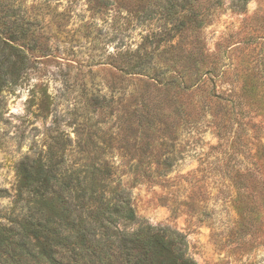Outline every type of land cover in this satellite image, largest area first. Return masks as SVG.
<instances>
[{"label": "trees", "instance_id": "1", "mask_svg": "<svg viewBox=\"0 0 264 264\" xmlns=\"http://www.w3.org/2000/svg\"><path fill=\"white\" fill-rule=\"evenodd\" d=\"M248 1L231 0V8L243 13ZM162 2L171 23L162 39L176 38L177 45L197 42L196 33L210 24L224 0ZM9 7L4 0L0 8V91L25 73V48L35 41L23 23L9 32L4 19ZM120 58L114 67L129 76L140 105L118 131L139 137L123 146L133 159L127 161L132 175L126 182L115 176L118 165L100 155L92 130L78 140L80 154L68 162L70 137L48 144L44 154L23 158L16 166L12 206L0 205V264H196L187 255L182 231L151 225L137 215L131 188L167 186L190 143L186 138L196 144L207 130L216 138L210 150L219 152L208 169L228 177L237 189L258 194L264 210V46H219L210 52L204 46H167ZM99 107L102 112L104 105ZM174 141L180 146L178 158L145 155L167 153ZM204 160L193 174L204 169ZM179 190L184 186L177 184ZM6 194L0 188V199ZM187 199L191 195L181 201L193 211L197 204ZM179 204L172 200L171 213ZM242 210L238 206L237 215L247 217ZM131 224L137 227L127 230Z\"/></svg>", "mask_w": 264, "mask_h": 264}, {"label": "rangeland", "instance_id": "2", "mask_svg": "<svg viewBox=\"0 0 264 264\" xmlns=\"http://www.w3.org/2000/svg\"><path fill=\"white\" fill-rule=\"evenodd\" d=\"M5 1L10 6L4 17L9 32L23 23L35 41L25 48V73L17 84L0 91V188L7 190L0 205L4 208L12 206L16 166L23 158L44 154L48 144L70 137L69 155L65 151L68 162L80 154L78 140L89 130L95 131L100 155L118 165L115 176L123 182L130 178L127 161L133 159L123 146L132 145L133 139L138 142L139 137H124L118 131L128 112L140 105L135 104L129 76L114 67L122 61V53H156L167 46H204L208 52L219 46H264V0H249L243 13L232 10L231 0H224L210 24L196 33L197 42L177 45L176 38L162 39L171 26L164 18L162 0ZM200 137L196 144L186 138L191 144L176 161L167 186L140 183L131 188L137 215L151 225L182 231L187 255L196 264H264V210L258 194L239 190L228 177L208 169L218 152L210 150L216 138L209 130ZM169 144L167 153L145 155L178 158L179 143ZM204 157V169L193 174ZM177 184L184 190L176 192ZM187 195H191L189 203L197 204L191 206L193 211L181 201ZM175 198L180 203L176 214L168 207ZM238 206L247 217L237 215ZM136 227L131 224L127 230Z\"/></svg>", "mask_w": 264, "mask_h": 264}]
</instances>
